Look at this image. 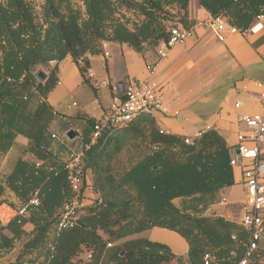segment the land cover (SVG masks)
Here are the masks:
<instances>
[{
    "label": "trees",
    "instance_id": "1",
    "mask_svg": "<svg viewBox=\"0 0 264 264\" xmlns=\"http://www.w3.org/2000/svg\"><path fill=\"white\" fill-rule=\"evenodd\" d=\"M77 1L80 6L72 0H0V155L13 150L17 137L27 143L26 159L17 152L11 173L0 184V205L6 188L22 204L39 194V206L28 219L15 214L0 225V250L9 249L15 238L25 239L10 264H204L205 255L208 264H236L247 242L230 222L206 216L221 200V190L233 186V148L214 130L185 145L183 138L161 134L148 115L120 130L104 129L86 150L95 124L87 121L80 198L86 200L89 188L93 197L79 209L76 226L56 235L60 212L73 197L64 171L68 140L52 139L64 138L71 128L53 134L58 116L46 104L57 84L58 65L70 56L83 76L88 57L101 54L102 43L141 52L143 44L156 48L172 28L192 25L187 19L190 0ZM194 1L242 35L264 16V0ZM37 72L46 75L41 91ZM26 223L32 227L27 236L22 230ZM152 228L183 238L185 260L165 245L129 239ZM4 230L11 239L3 236Z\"/></svg>",
    "mask_w": 264,
    "mask_h": 264
},
{
    "label": "crops",
    "instance_id": "2",
    "mask_svg": "<svg viewBox=\"0 0 264 264\" xmlns=\"http://www.w3.org/2000/svg\"><path fill=\"white\" fill-rule=\"evenodd\" d=\"M191 1L187 19L192 22V27L210 15ZM263 37L264 32L245 36L229 27L225 40L217 42L206 28L197 27L185 44L175 45L162 60H158L156 54L159 45L152 49L143 44L141 52H135L126 45L102 43L101 54L88 57L89 64L83 76L73 59L66 57L57 67V84L46 97V104L58 116L51 130L60 136L69 126L79 136L72 144L68 141L67 145L80 151L81 141L90 131L87 121L101 120L114 100H121L117 95L123 92L119 93L118 84L122 83L124 90L130 79L146 80V66L157 62L152 81L160 89L170 110L168 115H152L158 131L179 138H193L210 128L224 139L227 146L234 148L236 133L244 130L237 124L238 116L260 112L254 96L259 93L258 85L264 84V41L260 42ZM88 73L93 77L88 78ZM114 86L118 94L112 91ZM237 101L242 104L240 109L234 108ZM26 144L24 138L17 137L13 150L0 155V184L11 173L18 159L17 152L22 154L23 160L26 159ZM259 159L264 162V141L259 146ZM233 180V186L221 190V200L208 209L206 216L233 224L240 231L245 245L247 233L241 226L245 192L240 167L233 169ZM85 197V205H89L92 193L88 191ZM1 201L0 225L6 226L23 204L7 188ZM22 230L27 236L32 227L26 223ZM164 231L168 230L152 228L129 239H145L165 245L175 256L185 260L188 250L185 240L174 232L168 231L180 240ZM2 233L7 239L12 238L8 230ZM152 235L158 239H153ZM12 242L9 249L0 252L12 250L19 241L15 238ZM250 264H264V234L258 243V253Z\"/></svg>",
    "mask_w": 264,
    "mask_h": 264
},
{
    "label": "built area",
    "instance_id": "3",
    "mask_svg": "<svg viewBox=\"0 0 264 264\" xmlns=\"http://www.w3.org/2000/svg\"><path fill=\"white\" fill-rule=\"evenodd\" d=\"M225 20L220 16H210L206 20L196 22L188 29L172 28L166 40L162 41L156 54L158 60L165 59L175 45H183L193 35L197 27L206 28L217 42H223ZM235 30V29H234ZM264 32V16H258L255 24L243 35H256ZM107 57V54H105ZM55 62H51L54 65ZM157 66L156 63L148 64L146 80L130 79L123 90V99L114 100L104 117L95 122L91 141L84 149H89L95 140L101 135L104 129H123L141 115L151 116L155 113L168 115L169 105L165 102L158 86L152 81ZM92 78L91 73L87 74ZM259 93L254 96L260 112L254 115H240L237 124L244 127L243 131L236 133V145L232 150L230 167L242 169V184L245 192V212L241 219V226L248 233V241L242 258L236 264H249L252 258L258 253V243L264 234V162L259 159V146L264 141V84H259ZM246 88L244 87L243 90ZM112 91L118 94L114 86ZM241 102L234 104L235 109H240ZM199 132L193 138L184 137L183 143L192 146L195 141L206 131ZM215 131V130H214ZM160 132V131H159ZM161 134H164L160 132ZM167 135V134H164ZM52 139L65 144L66 137L59 138L55 135ZM68 158L64 165L65 182L73 197L66 202L60 212L56 224V235L73 229L77 224V215L80 208L85 205L84 199L80 198L81 178L79 165L82 160V151L67 148ZM237 152V154H236ZM88 191L91 192L90 188ZM39 206V194L34 192L32 197L24 203L16 213L19 219L25 218L31 209ZM20 223V221H18ZM109 247V245H108ZM204 264H208V256H204Z\"/></svg>",
    "mask_w": 264,
    "mask_h": 264
},
{
    "label": "rangeland",
    "instance_id": "4",
    "mask_svg": "<svg viewBox=\"0 0 264 264\" xmlns=\"http://www.w3.org/2000/svg\"><path fill=\"white\" fill-rule=\"evenodd\" d=\"M72 3L75 6H80L79 5V2L77 0H72ZM191 4H196V3H195L194 0H192L191 1ZM126 16L129 17V18L132 17L127 12H126ZM132 19H135V18L132 17ZM228 30H229V27L227 26V24H225L224 31H223V35L224 36L227 35ZM43 72L46 73V72H48V70L47 69H43ZM37 82L39 83L38 80H37ZM122 160H123L122 163H121V164H123L122 167L125 168V166L128 165V154H124ZM164 232H166V231H164ZM166 233L169 234V235H171V236H173V237H175V238H178V236L175 235V234H173V233H170V232L168 233V231ZM152 237H153V239H158V237L155 236V235L154 236L152 235ZM159 239H162V238H159ZM24 241H25V239H22V241H19V242H15L16 244L13 246V249L10 250V251L0 252V264H10V263H12L14 261V258L17 255L18 250L21 248L22 243H24ZM81 255H82V257L85 256V254H81Z\"/></svg>",
    "mask_w": 264,
    "mask_h": 264
},
{
    "label": "water",
    "instance_id": "5",
    "mask_svg": "<svg viewBox=\"0 0 264 264\" xmlns=\"http://www.w3.org/2000/svg\"><path fill=\"white\" fill-rule=\"evenodd\" d=\"M36 77H37V79L39 81V84L37 86L38 90L41 91L42 90V86H43V82L46 79V75L43 72H37ZM118 89H119V93L123 92V84L122 83L118 84ZM65 137H66V139L68 141L72 142L77 137V134L75 133V131L70 129V130H68L66 132ZM236 154H237V152H236Z\"/></svg>",
    "mask_w": 264,
    "mask_h": 264
}]
</instances>
